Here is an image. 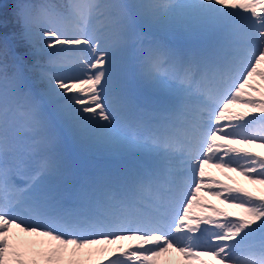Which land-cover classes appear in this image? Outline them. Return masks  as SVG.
Wrapping results in <instances>:
<instances>
[{"label":"snow or ice","instance_id":"1","mask_svg":"<svg viewBox=\"0 0 264 264\" xmlns=\"http://www.w3.org/2000/svg\"><path fill=\"white\" fill-rule=\"evenodd\" d=\"M0 264H264V0H0Z\"/></svg>","mask_w":264,"mask_h":264},{"label":"trees","instance_id":"2","mask_svg":"<svg viewBox=\"0 0 264 264\" xmlns=\"http://www.w3.org/2000/svg\"><path fill=\"white\" fill-rule=\"evenodd\" d=\"M59 2H67V0H59Z\"/></svg>","mask_w":264,"mask_h":264},{"label":"rangeland","instance_id":"3","mask_svg":"<svg viewBox=\"0 0 264 264\" xmlns=\"http://www.w3.org/2000/svg\"><path fill=\"white\" fill-rule=\"evenodd\" d=\"M218 174V173H217Z\"/></svg>","mask_w":264,"mask_h":264}]
</instances>
